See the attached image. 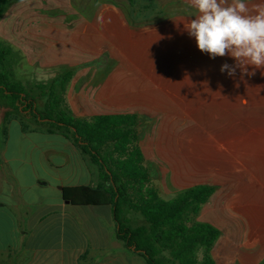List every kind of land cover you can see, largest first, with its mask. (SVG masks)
Wrapping results in <instances>:
<instances>
[{
	"label": "crops",
	"instance_id": "1",
	"mask_svg": "<svg viewBox=\"0 0 264 264\" xmlns=\"http://www.w3.org/2000/svg\"><path fill=\"white\" fill-rule=\"evenodd\" d=\"M197 14L186 0H48L9 32L64 36L50 46L64 59L17 64L42 73L34 88L64 72L74 117L136 116L161 196L214 188L198 221L220 232L215 263L264 264V68L222 73L234 59L210 58L184 29ZM0 110V264H146L119 240L111 202H94L109 197L73 142Z\"/></svg>",
	"mask_w": 264,
	"mask_h": 264
},
{
	"label": "trees",
	"instance_id": "2",
	"mask_svg": "<svg viewBox=\"0 0 264 264\" xmlns=\"http://www.w3.org/2000/svg\"><path fill=\"white\" fill-rule=\"evenodd\" d=\"M71 80V74H64L58 87L34 88L44 102L38 108L32 91L14 85L0 70V102L9 109L6 118L26 117L73 142L98 170L94 190L109 197L94 202H111L119 240L146 264H216L212 251L220 232L198 221L214 188L195 187L165 201L140 147L137 117H74L63 97Z\"/></svg>",
	"mask_w": 264,
	"mask_h": 264
},
{
	"label": "clouds",
	"instance_id": "3",
	"mask_svg": "<svg viewBox=\"0 0 264 264\" xmlns=\"http://www.w3.org/2000/svg\"><path fill=\"white\" fill-rule=\"evenodd\" d=\"M196 9L195 19L184 29L196 40L197 48L210 58L230 56L235 63L220 71L241 79L264 68V0H186ZM249 67L252 68L249 71ZM238 86V85H237Z\"/></svg>",
	"mask_w": 264,
	"mask_h": 264
},
{
	"label": "rangeland",
	"instance_id": "4",
	"mask_svg": "<svg viewBox=\"0 0 264 264\" xmlns=\"http://www.w3.org/2000/svg\"><path fill=\"white\" fill-rule=\"evenodd\" d=\"M47 3L48 0H0V55H3V63L0 66V70L9 78V81L11 80L16 84L24 85L23 87L32 91L31 95L37 101L39 100L38 96L41 91L34 89L36 86L34 80L37 81V76L42 73H34L32 69H30L29 73H24L17 67V64L23 59H29L32 62L64 59V51L60 50L61 45L56 44L54 50H51L50 47L52 42L60 41L64 39V36H24L19 34L14 36L10 34L9 30L14 27L13 23L15 17L22 12H25V17H44ZM16 32H19V29H17ZM21 52L26 55L25 58L23 56L20 58ZM63 73L64 72H61V75L56 74V72L47 74L46 77L50 75V79L46 82L47 84H45V87L49 88L53 84L58 87L59 77L64 75ZM43 91L47 93V90ZM89 107L93 108L92 105ZM5 108L6 107L0 102V109ZM103 110L105 109L101 107L100 111ZM1 111L2 110H0V116H3L4 112ZM162 198L165 201H171L175 196L164 195ZM140 220L142 219L140 218Z\"/></svg>",
	"mask_w": 264,
	"mask_h": 264
}]
</instances>
